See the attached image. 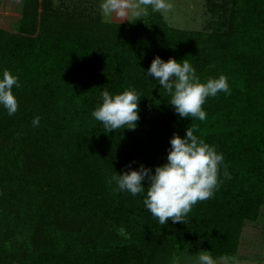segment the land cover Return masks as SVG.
<instances>
[{
	"label": "trees",
	"instance_id": "trees-1",
	"mask_svg": "<svg viewBox=\"0 0 264 264\" xmlns=\"http://www.w3.org/2000/svg\"><path fill=\"white\" fill-rule=\"evenodd\" d=\"M72 13L0 27V73L19 82L18 111L0 108V264H172L197 246L234 257L243 224L264 206V0H228L208 33L159 13L126 23ZM156 56L187 59L202 83L224 75L230 93L206 99V120L182 118L143 73ZM129 88L141 98L137 126L107 132L91 116L101 91ZM192 122L223 154L220 183L183 222L161 225L143 195L114 191L108 178L129 165L154 173Z\"/></svg>",
	"mask_w": 264,
	"mask_h": 264
},
{
	"label": "clouds",
	"instance_id": "clouds-1",
	"mask_svg": "<svg viewBox=\"0 0 264 264\" xmlns=\"http://www.w3.org/2000/svg\"><path fill=\"white\" fill-rule=\"evenodd\" d=\"M101 20L112 23L127 19L129 15L137 18L148 15L149 7L153 12H166L172 5L169 0H100ZM128 20V19H127ZM146 78L154 77L159 86L171 97L169 104L182 118L204 121L207 113L202 107L208 97H215L219 92L230 93L227 77L209 78L200 82L193 65L187 60L167 61L156 56L150 67L143 71ZM19 87L18 77L5 69L0 73V108L9 116L18 111V100L13 88ZM140 95L134 88L121 93L110 94L103 89L100 103L91 112V116L100 122L107 132L117 129H135L139 119ZM32 126L38 127L40 117L32 119ZM198 127L192 122L181 138L174 133L167 150V162L151 168L140 165L138 170H129L123 174L114 172L108 178L109 184H115L114 191L127 192L132 196L143 195V204L161 225L169 218L183 222V218L198 201H204L214 195L219 186V172L223 165V154L217 152L214 145H209L198 136ZM223 175L230 178L227 166ZM147 180L148 186L142 182ZM198 264H215L209 251H200Z\"/></svg>",
	"mask_w": 264,
	"mask_h": 264
},
{
	"label": "rangeland",
	"instance_id": "rangeland-1",
	"mask_svg": "<svg viewBox=\"0 0 264 264\" xmlns=\"http://www.w3.org/2000/svg\"><path fill=\"white\" fill-rule=\"evenodd\" d=\"M172 7L166 12H153L148 9V15L159 13L163 20L174 28L210 32L221 26L224 18L223 10L228 0H169ZM100 0H0V27L14 31L21 19L29 14L52 13L54 10L69 15L82 14L84 16L101 18ZM128 19V20H127ZM127 19L115 20L112 23H126L137 17L129 15ZM226 29V25L222 26ZM201 246L187 248L172 264H198ZM215 264H264V206L261 207L255 221L243 224L237 253L232 258H214Z\"/></svg>",
	"mask_w": 264,
	"mask_h": 264
}]
</instances>
